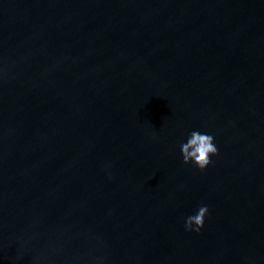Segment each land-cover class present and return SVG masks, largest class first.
Instances as JSON below:
<instances>
[{"label": "water", "instance_id": "95a60500", "mask_svg": "<svg viewBox=\"0 0 264 264\" xmlns=\"http://www.w3.org/2000/svg\"><path fill=\"white\" fill-rule=\"evenodd\" d=\"M0 264H264V0H0Z\"/></svg>", "mask_w": 264, "mask_h": 264}, {"label": "clouds", "instance_id": "9594fccd", "mask_svg": "<svg viewBox=\"0 0 264 264\" xmlns=\"http://www.w3.org/2000/svg\"><path fill=\"white\" fill-rule=\"evenodd\" d=\"M213 140L211 134L202 133L198 130L190 132L186 141L181 142L180 145L183 161L185 163L191 162L195 167L203 170L210 163V155L217 153V147ZM206 213L207 205H203L198 208L195 215L187 217L185 220L186 230L191 228L198 232L203 225Z\"/></svg>", "mask_w": 264, "mask_h": 264}]
</instances>
